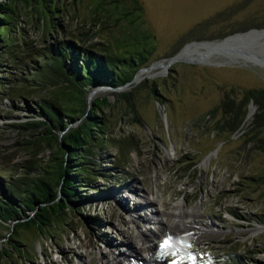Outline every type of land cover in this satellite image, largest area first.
<instances>
[{"label": "rangeland", "instance_id": "obj_1", "mask_svg": "<svg viewBox=\"0 0 264 264\" xmlns=\"http://www.w3.org/2000/svg\"><path fill=\"white\" fill-rule=\"evenodd\" d=\"M59 1L64 7L52 17L18 5L17 22L29 45L39 48L64 37L94 46L113 36L123 39L127 30L115 21L118 8L108 17L101 5L104 0ZM139 1L140 27L156 40L150 61L135 75L149 74L138 82L134 75L126 84L95 90L87 97L89 104L100 97L110 104L99 112L109 121L110 137L100 151L103 158L97 157V176L80 187V195L54 224L40 232L17 226L11 237L18 246L12 248L4 239L14 223L0 225V246L9 250L0 264H100L119 251L128 264L126 237L144 227H160L147 220L154 208L139 199L147 195L161 196L164 228L171 226L177 204L194 209L192 215H179L188 232L170 233L160 255L165 264H225L233 253L246 262L264 264V131L256 134L250 126L257 107L250 101L239 129L228 132L219 127L221 108L214 111L226 94L237 103L244 91L264 88V66L225 57L223 51L193 49L190 59L152 70L193 45L264 28V0ZM128 4L123 8L130 10ZM263 44L256 40L245 49L258 52ZM195 57L198 60H192ZM40 60H31L19 39L9 48L0 45V195L13 202L7 185L25 172L40 173L52 155L50 148L40 145V134L18 127L40 119V93L20 97L14 92L16 85L26 84ZM122 93L129 95L133 113L127 112ZM117 138H127L130 144L119 150L113 144Z\"/></svg>", "mask_w": 264, "mask_h": 264}, {"label": "trees", "instance_id": "obj_2", "mask_svg": "<svg viewBox=\"0 0 264 264\" xmlns=\"http://www.w3.org/2000/svg\"><path fill=\"white\" fill-rule=\"evenodd\" d=\"M128 3L130 10L123 8ZM102 4L108 17L114 9H119L115 21H121L122 28L127 30L123 32V39L113 36L111 40L94 46L83 45L80 38L64 37L35 48L20 31L18 5L50 17L52 13L62 11L64 4L59 0L0 1V45L9 48L15 39H19L20 46L26 48L31 60L41 59L33 67L34 72L25 78L26 84L14 87L20 97L40 93L37 114L40 119L18 127L40 134V145L52 150L40 173L28 176L25 172L16 182L8 183L6 189L16 201L9 200L5 194L0 195V225L14 223L4 236L12 248L19 245L11 237L17 226L25 225L40 232L54 224L62 211L69 209V202L80 195V187L97 176L94 173L97 157L103 158L100 151L106 137H110L109 121L99 112L110 104L107 97L94 98L89 104V93L100 85L116 88L128 83L147 65L155 50V35L142 28L143 7L139 0H104ZM51 27H54L52 23ZM152 91L157 95L154 85ZM120 99L125 101L127 112L133 113L129 95L122 93ZM250 101L257 107L250 126L256 134L264 131V88L244 91L237 103L226 94L221 104L214 108V111L221 108L223 114L219 124L221 131L239 129ZM80 118L81 121L72 126ZM113 144L121 150L130 142L127 138H117ZM8 252L7 246H0V260ZM226 257L225 264H261L253 260L246 262L244 256L235 253Z\"/></svg>", "mask_w": 264, "mask_h": 264}, {"label": "bare ground", "instance_id": "obj_3", "mask_svg": "<svg viewBox=\"0 0 264 264\" xmlns=\"http://www.w3.org/2000/svg\"><path fill=\"white\" fill-rule=\"evenodd\" d=\"M253 37L256 38L257 40H261L264 42V30H250L245 33L235 34L233 36L226 37L222 41H215L212 43L204 42V43L193 45L179 52L175 56V60L173 61L187 60L190 57L189 52L192 51L193 49L194 50L204 49L208 53L211 51H223L221 54L225 57H228L234 60H236L237 58L249 59L252 61L260 62L264 66V54H260L255 50L245 49L241 44L242 41L248 40ZM198 58L195 57V59H192V60L195 61V60H198ZM169 62L170 61L167 60L166 62L164 61L162 63L154 65L152 70L157 68L158 66H161L162 68L165 69ZM146 74H149V72L147 73L145 72L140 75L138 74V76L135 79V82L140 81ZM251 113H252V110L250 111V115ZM139 199L142 204L149 205L152 208H154V214H150L147 220L156 221V224H159L160 227L154 228L155 229L154 231H152L150 227H144L143 230L137 231V233L134 236L126 237L124 241L125 248L126 250H129V253L131 254L130 259L127 260L129 262L128 264H138L139 261L146 262L148 260L149 262L152 261L153 264H165L163 261H161L162 259V256H160L161 250H162L161 245L166 240L169 239V237L171 236L170 233L174 234L175 232L177 233L188 232V229L185 231V227H184L185 225L183 221L180 220L181 217L179 215L181 213L183 214L184 212L185 214L192 215L194 212L193 211L194 209L187 210L186 208L184 209V206L177 204L175 206L176 207L175 210L171 212L172 218H173V220L171 221V226L167 225L165 229L160 224L163 222V218L165 219V214L160 208L161 196L154 198V197H149L147 195V196H141ZM166 231H169V232H166ZM114 254L115 252L112 253V257L106 259L104 262L100 264H124L123 261L125 260V258L123 255L120 254V251L118 255H114ZM123 254H125V252ZM153 256L156 257L157 260L155 259L151 260L152 258H154ZM83 264H88V263L85 262Z\"/></svg>", "mask_w": 264, "mask_h": 264}, {"label": "water", "instance_id": "obj_4", "mask_svg": "<svg viewBox=\"0 0 264 264\" xmlns=\"http://www.w3.org/2000/svg\"><path fill=\"white\" fill-rule=\"evenodd\" d=\"M251 30H264V28L262 29H251ZM249 31V30H248ZM247 32V31H246ZM241 33H245V32H241ZM237 34V33H236ZM257 39L256 38H250L248 40H244L241 42L242 46L245 48V45H249L251 43H253L254 41H256ZM264 51V45L262 46V48L260 49V51ZM260 51H258L259 53H261ZM173 60H175V56H173L171 59H170V62L168 64H170ZM142 69H145V68H142ZM141 69V70H142ZM137 74V73H136ZM136 77V75L134 76V78ZM130 82V81H129ZM104 88H113V87H110V86H106V85H100V86H97L96 88H94L90 93H89V96H91L95 90H99V89H104ZM115 89V88H114ZM88 96V97H89ZM252 106V103L249 104V107Z\"/></svg>", "mask_w": 264, "mask_h": 264}, {"label": "snow or ice", "instance_id": "obj_5", "mask_svg": "<svg viewBox=\"0 0 264 264\" xmlns=\"http://www.w3.org/2000/svg\"><path fill=\"white\" fill-rule=\"evenodd\" d=\"M166 246H167V241H165V242L161 245V249L166 248ZM172 264H177V262H176V261H173Z\"/></svg>", "mask_w": 264, "mask_h": 264}]
</instances>
